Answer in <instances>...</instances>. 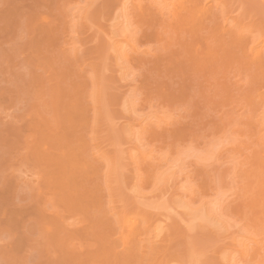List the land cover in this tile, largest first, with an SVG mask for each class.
<instances>
[{
  "label": "rangeland",
  "instance_id": "rangeland-1",
  "mask_svg": "<svg viewBox=\"0 0 264 264\" xmlns=\"http://www.w3.org/2000/svg\"><path fill=\"white\" fill-rule=\"evenodd\" d=\"M262 39L264 0H0V264H264Z\"/></svg>",
  "mask_w": 264,
  "mask_h": 264
},
{
  "label": "bare ground",
  "instance_id": "bare-ground-1",
  "mask_svg": "<svg viewBox=\"0 0 264 264\" xmlns=\"http://www.w3.org/2000/svg\"><path fill=\"white\" fill-rule=\"evenodd\" d=\"M167 1H168V0H167ZM182 1H183V0H182ZM184 1H185V0H184ZM169 2H170V1H169ZM169 2H168V3H169ZM165 3H166V2H165ZM165 3H164V5H165ZM134 5L136 6V4H134ZM134 5H133V6H134ZM166 5H167V7H168V4H166ZM166 5H165V6H166ZM172 5H173V4H172ZM183 6H184V5H183ZM139 7H140V6H139ZM202 7L205 8L206 5L203 4ZM165 8H166V7H165ZM165 8H164V10H165ZM168 8H170V7H168ZM168 8H167V10H168ZM173 8H174V7H173ZM203 8H202L201 11H203ZM208 9H209V8H208ZM124 10H125V9H124ZM172 10H173V9H172ZM168 11H169V10H168ZM173 12H174V11H173ZM176 12H177V11H176ZM130 13H131V12H130ZM168 13H169V12H168ZM168 13H166V14H168ZM171 13H172V12H171ZM189 13H190V12H189ZM128 14H129V13H128ZM170 15H171V14H170ZM172 15H173V14H172ZM125 17H126V16H125ZM126 19H128V18H126ZM174 19H175V18H174ZM118 21H119V20H118ZM125 21H126V20H125ZM123 22H124V21H123ZM121 24H122V23H121ZM118 25H119V24H118ZM122 25H123V24H122ZM127 26H128V25H127ZM118 27H120V26H118ZM127 28H128V27H127ZM130 28H131V27H130ZM130 28H128V29H130ZM128 29H127V30H128ZM130 30H131V29H130ZM133 30H134V28H133ZM127 32H128V31H127ZM135 33H136V32H135ZM126 35H127V34H126ZM134 38H135V35H134ZM136 38H137V37H136ZM134 41H135V39H134ZM128 43H129V44H128ZM130 43H131V41L129 42V41L127 40V45H128V46L130 45ZM131 44H132V43H131ZM132 46H133V44H132ZM126 47H127V46H126ZM114 48H115V47H114ZM119 52H120V51H119ZM124 52H125V51H124ZM249 52H250L252 55H255V56H258V57L261 56L262 53L264 52V39L258 41V42L255 43L254 45L250 46V48H249ZM251 54H250V55H251ZM120 56H121V58H122V54H121V53H120ZM123 63H124V62H123ZM134 106H135V105H134ZM133 108H134V107H133ZM132 129H134V128H132ZM141 129H142V128H141ZM143 129H144V128H143ZM136 131H137V130H136ZM135 133H136V132H135ZM138 136H139V135H138ZM140 142H141V141H140ZM193 155H194V154H193ZM197 156H198V155H197ZM202 156H203V155H202ZM205 156H206V155H205ZM134 157H135V156H134ZM200 158H201V157H200ZM205 158H206V157H205ZM198 159H199V158H198ZM201 160H202V159H201ZM203 160H204V159H203ZM181 166H182V164H181ZM181 166H180V167H181ZM183 166H184V165H183ZM175 167H176V166H175ZM176 168H177V167H176ZM182 168H183V167H182ZM184 169H185V168H184ZM188 170H189V169H188ZM173 171H174V168H173V170H172V173L174 174ZM181 171H184V170H181ZM181 173H182V172H181ZM173 174H172V175H173ZM178 174H179V173H178ZM178 174H177V175H178ZM186 176H187V175H186ZM181 177H182V175H181ZM187 177H188V176H187ZM173 178H174V177H173ZM182 178H183V177H182ZM169 179H170V177H169ZM171 179H172V178H171ZM177 179H178V178H177ZM178 181H179V180H178ZM178 181H177V182H178ZM186 181H187V180H186ZM190 181H191V179H190ZM177 182H176V183H177ZM184 182H185V181H184ZM188 183H189V180H188ZM178 184H179V183H178ZM190 184H193V185H194V183H190ZM190 184H189V185H190ZM195 186H196V185H195ZM188 187H189V186H188ZM220 187H222V186H220ZM184 188H185V186H184ZM186 189H187V188H186ZM193 189H194V188H193ZM217 189H218V188H217ZM195 190H196V189H195ZM207 190H208V189H207ZM192 191H193V190H192ZM192 191H191V192H192ZM216 191H218V190H216ZM187 192H188V191H187ZM218 192H220V190H219ZM221 192H222V190H221ZM193 193H194V192H192V194H193ZM215 193H216V192H215ZM207 199H208V198H207ZM212 199H214V197H213ZM226 201H227V200H226ZM229 201H230V200H229ZM187 202H188V201H187ZM204 202H205V201H204ZM219 202H220V201H219ZM185 205H186V204H185ZM205 205H206V203H205ZM207 205H209V204H207ZM210 205L213 206V208H210V209L212 210V212H213L214 214H216V213H217L216 211H218V214H217V215L219 216V215H220L219 210L222 209V208H220V209H219V207H218V208H214V205H216L215 202H214L213 204L210 203ZM185 207H186V206H185ZM189 207H190V206H189ZM189 207H188V208H189ZM208 207H209V206H208ZM216 207H217V205H216ZM220 207H221V206H220ZM200 208H201L202 210H201ZM200 208H199L200 210L197 209V211L194 210V209L192 210L193 213H195V214L193 215V217H194V218H197V219H199V218H200V219H201V218H202V219H203V218L207 219V217H208L209 219L206 220V221H207V222H208V221H209V222H210V221H213V223H214V220H216V218H217L216 216H217V215L212 216V220H210L211 215H213V213L210 214V213H211L210 209L208 208V209L203 210L202 205L200 206ZM217 209H218V210H217ZM189 210H191V209L189 208ZM192 211H191V212H192ZM195 211H196V212H195ZM215 212H216V213H215ZM220 212H222V211L220 210ZM223 214H224V213H223ZM223 214L221 213V215H223ZM221 215H220V217H218V218H223V217H224V216L221 217ZM209 216H210V217H209ZM213 217H214L215 219H214ZM227 218H228V216H227ZM132 219H133V218H131V217L128 216V217H125V218L123 219V221H122V226L124 227V230H123L122 234H124V236L126 235V233H127V231L129 230V228H132L133 233H135V231H136L137 228H138L137 225H136V223H135V220H132ZM223 219H225V217H224ZM223 219H222V222H223V223H226ZM245 220H246V219H245ZM229 221H230V220H229ZM236 222H237V221H236ZM210 223H211V222H210ZM216 223H218V222H216ZM223 223H222V224H223ZM208 224H209V223H208ZM211 224H212V223H211ZM222 224H221V225H222ZM226 224H227V223H226ZM217 225L220 227V224H217ZM233 225H234V224H233ZM237 225L240 226L241 224H237ZM224 226H225V225H224ZM231 226H232V222H231ZM238 226H237V227H238ZM250 226H251V225H250ZM235 227H236V226H235ZM240 227H241V226H240ZM240 227H239V228H240ZM251 227H252V226H251ZM158 228H159V226H158L156 229H158ZM240 229H241V228H240ZM224 230H225V229H224ZM228 230H229V229H228ZM262 230H263V229H262ZM130 231H131V230H130ZM241 231H242V230H241ZM241 231H240V232H241ZM225 232H227V231H225ZM228 232H229V231H228ZM237 232H238V231H237ZM131 234H132V233H131ZM233 234H234V233H233ZM251 234H252V232H251ZM129 235H130V234H129ZM238 235H240V234H238ZM244 235L247 236L248 234H244ZM157 236H159V234H157ZM250 236H251V235H250ZM250 236L247 238L249 241L252 240V238H253V237L250 238ZM255 236H257V235H255ZM245 238H246V237H245ZM257 238H258V237H257ZM233 239H234V238H233ZM248 240H247V241H248ZM254 240L257 241L256 238H254ZM231 241H232V239H231ZM234 241H235V240H234ZM234 241H233V242H234ZM240 241H241V240H240ZM124 242H126V238H124ZM250 242H252V241H250ZM258 242H259V239H258V241L256 242L255 245H257ZM235 244H236V241H235ZM235 244L233 243L232 245L234 246ZM240 244H241V243H240ZM243 244H246L245 241L242 242V244H241L239 247H241ZM248 244H249V243H248ZM251 244H252V243H251ZM251 244H250V245H251ZM258 244H259V243H258ZM263 244H264V243H263ZM255 245H254V246H255ZM246 246H247V248H245V249H250V252L252 253V251H251L252 248H250V247H252V246H249V247H248L247 244H246ZM258 246H259V245H258ZM258 246H256V247H258ZM241 248L243 249L244 247H241ZM254 248H255V247H254ZM262 248H264V247H262ZM242 249H240V251H241ZM245 249H243V250L245 251ZM257 249H258V248H257ZM231 250H232V249H231ZM238 250H239V249H238ZM243 250H242V251H243ZM254 250H256V248H255ZM260 250H261V249H260ZM260 250H259V251H260ZM242 251L240 252V256H241V254L243 253ZM223 252H224V251H223ZM237 252H238V251H236V253H237ZM246 252L249 253V251H246ZM258 253H259V252H258ZM224 254H225V253H224ZM224 254H223V255H224ZM249 254H250V253H249ZM233 255H234L233 257L235 258V254H233ZM236 255H237V254H236ZM224 256H225V255H224ZM228 256H229V254H228ZM228 256H225L224 259H225V260L228 259V258H227ZM242 256H243V255H242ZM244 256H245L244 258H246V255H244ZM233 257H232V258H233ZM230 258H231V257H229V259H230ZM234 258H233V260H234ZM239 258H240V257H239ZM244 258H243V260H244ZM229 259H228V260H229ZM241 259H242V258H241ZM222 260H223V259H222ZM233 260H232V261H233ZM246 260H247V259H246ZM230 261H231V259H230ZM232 261H231V263H232ZM236 261H238L237 258H236ZM227 262L229 263V261H227ZM241 262H242V260H241ZM241 262L239 261V264H240ZM228 263H226V264H228ZM233 264H236V262L234 261ZM237 264H238V262H237Z\"/></svg>",
  "mask_w": 264,
  "mask_h": 264
}]
</instances>
